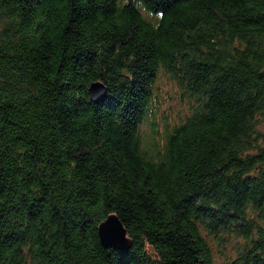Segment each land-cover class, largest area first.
Instances as JSON below:
<instances>
[{
  "label": "trees",
  "instance_id": "obj_1",
  "mask_svg": "<svg viewBox=\"0 0 264 264\" xmlns=\"http://www.w3.org/2000/svg\"><path fill=\"white\" fill-rule=\"evenodd\" d=\"M263 111L264 0H0V264H264Z\"/></svg>",
  "mask_w": 264,
  "mask_h": 264
},
{
  "label": "rangeland",
  "instance_id": "obj_2",
  "mask_svg": "<svg viewBox=\"0 0 264 264\" xmlns=\"http://www.w3.org/2000/svg\"><path fill=\"white\" fill-rule=\"evenodd\" d=\"M155 105L153 103V111L149 116H146L140 126L141 136H146L142 139L143 143H149L152 138H149L151 132L149 122L155 123L159 128L163 127V124L169 122L170 124L178 118V116L186 111L188 101L184 102L181 98V94L175 82L170 80L166 74H159L154 90ZM259 128L264 131V111L259 115ZM151 137V135H150ZM264 169V163L262 164ZM221 239H215L213 237H206L214 260L217 264H226L236 255L235 249L238 245L237 238H231L229 236L218 237Z\"/></svg>",
  "mask_w": 264,
  "mask_h": 264
},
{
  "label": "water",
  "instance_id": "obj_3",
  "mask_svg": "<svg viewBox=\"0 0 264 264\" xmlns=\"http://www.w3.org/2000/svg\"><path fill=\"white\" fill-rule=\"evenodd\" d=\"M105 92L106 87L100 81L92 82L88 87V93L91 99L95 101L102 99ZM97 230L100 242L104 247H113L125 252L132 244L130 237L127 236L125 227L114 213L109 214L102 220Z\"/></svg>",
  "mask_w": 264,
  "mask_h": 264
}]
</instances>
